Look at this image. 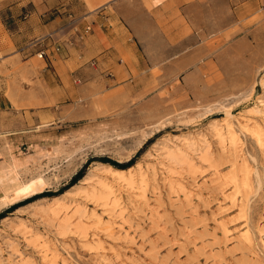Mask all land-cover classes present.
<instances>
[{
    "label": "rangeland",
    "instance_id": "374dc122",
    "mask_svg": "<svg viewBox=\"0 0 264 264\" xmlns=\"http://www.w3.org/2000/svg\"><path fill=\"white\" fill-rule=\"evenodd\" d=\"M6 1L0 264H264V0H176L192 43L115 86L80 44L77 66L54 62L64 94L40 77L59 47L24 36L40 0L13 17Z\"/></svg>",
    "mask_w": 264,
    "mask_h": 264
},
{
    "label": "crops",
    "instance_id": "0c3cea01",
    "mask_svg": "<svg viewBox=\"0 0 264 264\" xmlns=\"http://www.w3.org/2000/svg\"><path fill=\"white\" fill-rule=\"evenodd\" d=\"M32 1L7 0L5 10L13 17ZM63 1L34 2V8L24 21L28 28L24 33L26 39L42 38L39 47H59L57 53H50L40 74L41 80L56 93H66L64 80L72 82L71 77L75 76L70 69L63 70L54 64L56 56L77 66L84 58L82 52L79 57L77 46L86 47L89 59L93 60V74L100 78L110 74L111 85L115 86L122 82L123 76L147 70V61L175 60L176 48H171L172 45L192 43L193 29L186 23L191 16L186 7L176 6V0H152L154 4L150 8L146 0H104L83 10L79 16L66 15L67 5ZM181 4L187 6L186 1ZM175 21L180 22L178 30L171 27ZM177 37L181 40L176 41ZM142 38L156 39V44L163 46V50L145 51L140 48ZM166 46H169L167 50L164 49ZM52 48L56 50L54 46ZM49 50L43 49L46 55Z\"/></svg>",
    "mask_w": 264,
    "mask_h": 264
},
{
    "label": "built area",
    "instance_id": "2783aa9c",
    "mask_svg": "<svg viewBox=\"0 0 264 264\" xmlns=\"http://www.w3.org/2000/svg\"><path fill=\"white\" fill-rule=\"evenodd\" d=\"M45 54L43 50L40 51L39 56L42 57Z\"/></svg>",
    "mask_w": 264,
    "mask_h": 264
},
{
    "label": "bare ground",
    "instance_id": "6f19581e",
    "mask_svg": "<svg viewBox=\"0 0 264 264\" xmlns=\"http://www.w3.org/2000/svg\"><path fill=\"white\" fill-rule=\"evenodd\" d=\"M38 56H39V54H38ZM40 57V56H39ZM116 171H118V172H123V170H119V169H116Z\"/></svg>",
    "mask_w": 264,
    "mask_h": 264
},
{
    "label": "trees",
    "instance_id": "16d2710c",
    "mask_svg": "<svg viewBox=\"0 0 264 264\" xmlns=\"http://www.w3.org/2000/svg\"><path fill=\"white\" fill-rule=\"evenodd\" d=\"M109 163H111L112 165H115L113 162H109Z\"/></svg>",
    "mask_w": 264,
    "mask_h": 264
}]
</instances>
